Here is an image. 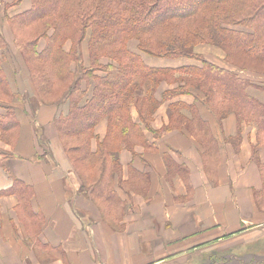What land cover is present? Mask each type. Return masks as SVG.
<instances>
[{
    "label": "crops",
    "instance_id": "1",
    "mask_svg": "<svg viewBox=\"0 0 264 264\" xmlns=\"http://www.w3.org/2000/svg\"><path fill=\"white\" fill-rule=\"evenodd\" d=\"M30 8L31 0L18 4L0 0V73L8 87L0 96V117L11 108L8 113L14 120L0 131V190L10 188L12 177L31 189L23 199L12 193L0 196V264H203L208 251H219L232 239L229 237L264 236V205L258 206V199L264 197L263 181L252 159V148L260 139L256 124L238 122L233 112L218 120L202 99L192 94L162 100L161 92L174 84L163 83L156 93L160 103L151 127L160 130L168 124L171 103H196L200 118L207 123L206 132H198L200 139L186 129H173L155 139L144 129L156 148L136 145L135 155L127 149L120 151V181L127 187L119 188L115 181L118 204L113 208L107 205L110 215L89 191L79 190L54 122L66 111L63 97L43 103L34 100L29 87L18 82L23 60L15 46L10 18ZM44 45L45 40L40 39L38 50ZM71 45L66 41L64 50L69 51ZM210 47L201 43L195 51L248 79V94L264 103V90L257 87L264 85V75L228 63L223 50L214 46L220 54L217 58ZM80 50L87 66V40ZM142 58L147 65L159 68L199 64L182 57L144 54ZM101 61L109 62L106 58ZM181 112L191 118L185 109ZM130 116L138 121L134 106ZM107 131L108 121L103 118L94 127L92 150ZM258 156L264 161L263 148ZM166 160L172 166L182 165L187 172L175 167L170 172ZM130 166L148 174L130 176ZM134 183L137 187L130 186ZM202 208L206 209L203 214Z\"/></svg>",
    "mask_w": 264,
    "mask_h": 264
},
{
    "label": "trees",
    "instance_id": "2",
    "mask_svg": "<svg viewBox=\"0 0 264 264\" xmlns=\"http://www.w3.org/2000/svg\"><path fill=\"white\" fill-rule=\"evenodd\" d=\"M10 24L16 49L26 65L32 98L42 101L58 94L66 104V111H61L54 122L79 190L89 191L93 199H105L113 208L118 204L116 187H123L120 151L127 149L135 155L136 145L156 148L144 129L155 139L173 129L192 131L198 139V132H206L207 123L200 118L196 103L180 101L169 105L167 125L160 130L151 127L160 103L156 93L167 83L175 86L161 92L162 100L192 94L201 98L218 120L233 112L238 122L256 124L260 139L252 148V159L260 169L264 194V161L258 156L259 149H264V103L248 94V79L195 51L201 43L214 45L225 52L228 62L235 60L233 55L248 61L246 66L230 61L233 65L264 75V70L255 68L264 67V0H31V8L10 18ZM40 39L45 45L38 50ZM84 40L87 66L81 60ZM131 40L135 47L129 46ZM66 41L72 44L69 51L63 48ZM144 54L190 58L199 64L152 67L145 63ZM101 58L109 62L103 63ZM97 71L102 74L97 75ZM0 87V96L2 89L8 92L1 73ZM257 87L264 90V85ZM131 106L138 111L137 122L130 116ZM183 109L191 118L181 112ZM10 111L7 108V114L0 117L2 133L14 122ZM103 118L108 121L107 134L92 150L94 127ZM166 162L170 172L174 167L187 172L178 163L172 166ZM137 173L144 176L148 171L138 172L130 166L129 175H140ZM88 179H93L90 185ZM12 180L10 188L0 190V196L12 193L23 199L31 189L16 178ZM258 200L262 206L264 197Z\"/></svg>",
    "mask_w": 264,
    "mask_h": 264
},
{
    "label": "rangeland",
    "instance_id": "3",
    "mask_svg": "<svg viewBox=\"0 0 264 264\" xmlns=\"http://www.w3.org/2000/svg\"><path fill=\"white\" fill-rule=\"evenodd\" d=\"M131 43L129 46L135 47V42L133 40L130 41ZM199 44L195 46V50H197ZM216 47V46H215ZM214 45H211L210 48H212L215 52L216 57L218 58L220 56L217 48H215ZM224 52V51H223ZM228 52V50H227ZM224 58L226 59V54L224 52ZM231 58L235 60H230L233 63L237 65H248L247 59H245L242 56H235L233 55ZM229 61V62H230ZM228 62V63H229ZM233 63L230 62V64L233 65ZM251 67H255L254 65L250 64ZM259 71L264 70V67H255ZM32 82V81H31ZM33 85V84H32ZM34 88V85H33ZM28 90V89H27ZM59 95H53L48 96L44 100H42L43 103H52L54 100L58 99ZM157 110V109H156ZM74 175V174H73ZM77 178V177H76ZM93 182V179H88V185H90ZM130 183H133L131 181ZM87 185V186H88ZM131 184L130 186H132ZM123 187H127V185H123ZM143 187L139 188L142 189ZM98 201H100L103 206L107 207V204L104 202V200L100 197L97 198ZM264 205V204H263ZM108 214L110 215V211L108 208ZM232 236L229 237L232 238L230 241H226L227 243L223 244V247L219 249V251L210 252L208 251V254L206 255L205 260L203 261V264H264V236L261 238H256L255 236H249L244 238L242 235H238V237ZM235 237V238H233ZM227 244V245H226ZM220 252V253H219ZM201 264V261L198 263Z\"/></svg>",
    "mask_w": 264,
    "mask_h": 264
},
{
    "label": "bare ground",
    "instance_id": "4",
    "mask_svg": "<svg viewBox=\"0 0 264 264\" xmlns=\"http://www.w3.org/2000/svg\"><path fill=\"white\" fill-rule=\"evenodd\" d=\"M21 66H22V74L18 79V82L20 84L21 87H29L30 92H32L31 89V83L26 79V75H27V69H26V65L23 61H21ZM202 214L206 212L205 208H202L200 211Z\"/></svg>",
    "mask_w": 264,
    "mask_h": 264
}]
</instances>
